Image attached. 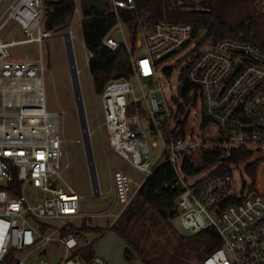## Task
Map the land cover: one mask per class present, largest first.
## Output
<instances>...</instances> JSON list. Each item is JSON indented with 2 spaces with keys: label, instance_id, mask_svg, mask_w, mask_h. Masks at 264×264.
Instances as JSON below:
<instances>
[{
  "label": "built area",
  "instance_id": "1",
  "mask_svg": "<svg viewBox=\"0 0 264 264\" xmlns=\"http://www.w3.org/2000/svg\"><path fill=\"white\" fill-rule=\"evenodd\" d=\"M105 1L116 23L103 44L115 50L124 43L133 74L106 83L103 124L111 149L143 171L144 178L136 183L124 170L113 171V202L104 210L83 211V197L62 175L61 112L50 110L46 101L42 46L53 33L44 25V1L11 0L0 11V78L10 80L4 87L9 97L0 110V264H109L91 251L90 243L81 242L86 232L81 226L109 217L117 203L121 209L113 222L119 220L143 182L164 162L172 163L182 188L177 219L191 234L213 228L221 237V245L203 264H264V192L251 191L241 173L237 178L240 170L234 164L232 173L218 176L209 175L214 166L193 175L183 168L186 155L209 145L264 153V50L232 38L201 41L194 24L184 21H140L133 33L122 10L133 9L135 0ZM175 2L181 10L209 9L194 0ZM75 4L74 18L81 14L79 0ZM253 6L264 20V0H253ZM12 21L22 28V38L14 33L4 37ZM69 33L72 42L74 34ZM31 43L38 45V57L14 53ZM83 45L89 63L93 53ZM172 69L177 82L168 80L174 77ZM178 83L184 84L181 95ZM188 100L198 102L194 112L204 121L205 138L195 133L180 139ZM151 139L156 140L153 147H159L157 141L164 147L157 162L152 161ZM78 141L86 149L85 140ZM93 189L96 197L105 195L98 175Z\"/></svg>",
  "mask_w": 264,
  "mask_h": 264
},
{
  "label": "trees",
  "instance_id": "2",
  "mask_svg": "<svg viewBox=\"0 0 264 264\" xmlns=\"http://www.w3.org/2000/svg\"><path fill=\"white\" fill-rule=\"evenodd\" d=\"M201 2L209 9L181 10L175 0H135V7L131 10H122V17L133 33L140 21L149 23L163 20L184 21L194 24L196 36L206 29L208 31L206 40L212 43L232 38L252 42L264 50V20L256 14L253 0H202ZM75 6V0L46 1L44 4L45 27L56 31L57 27L67 26V21L75 12ZM81 11L84 16L83 41L88 51L93 53L88 63L89 71L95 90L101 94L108 81L131 78L133 69L130 55L124 43L115 50L103 44V39L116 23V16L113 13L109 10L100 13L97 8L86 7L84 3ZM183 75L180 77L181 81H184ZM183 110L182 105L180 113ZM253 157L254 152L243 147L228 149L209 145L201 151L203 163L206 166L216 167L209 173L210 176L232 173L230 164L238 167L243 162L253 160L246 165L244 172L249 178L251 177L248 180L249 183L255 182L260 161V159L254 160ZM183 168L188 175L196 174L201 170L195 165L192 155L185 156ZM249 188L253 190L252 184ZM181 192L179 177L171 162L158 165L153 174L143 182L135 200L123 212L121 219L113 225V227L118 226V234L125 243L129 244L125 247L128 258L141 255L145 261L148 258L152 262L161 264L165 257L168 259L166 263L174 262V256H167L166 250L162 249V253L158 254V250L155 249L157 241H152V230L154 229L162 237L166 230L162 225H158L161 227L157 228L159 221L153 217L152 212L169 227L170 231L172 221L179 214L177 199ZM149 212L151 214H148ZM145 218H150V221L146 222ZM84 229L89 230V227ZM189 241L194 248L193 258L195 257L202 264L204 258L216 250L222 242L218 232L213 228L194 233ZM159 244L162 243L159 242ZM176 262L195 264L191 261L186 263L184 260Z\"/></svg>",
  "mask_w": 264,
  "mask_h": 264
},
{
  "label": "rangeland",
  "instance_id": "3",
  "mask_svg": "<svg viewBox=\"0 0 264 264\" xmlns=\"http://www.w3.org/2000/svg\"><path fill=\"white\" fill-rule=\"evenodd\" d=\"M11 0H0V11L4 9ZM44 4L46 1L54 0H43ZM198 4H202V0H194ZM85 0H79L80 6ZM200 2V3H199ZM202 7V6H201ZM203 9V8H202ZM84 19L82 11L80 16L74 15L67 21V26L57 27L56 31H52V37L45 39L42 46V55L46 64V74L44 79L45 92H46V101L47 106L50 110L60 111L61 112V132L62 137L65 139L63 144L64 156L62 159L63 167V178L65 181L73 187L82 197V205L84 212H92L97 210L106 209L114 199L113 193L109 192L110 189V178L111 173L117 169H122L128 173L136 183H140L144 178V172L140 169L133 166L128 160L124 159L117 153H115L109 146V142L105 133V126L103 124V108H102V95L95 90L93 78L89 71V65L86 56V48L83 45V31L80 24V18ZM74 18V19H73ZM12 22L8 24L5 29L6 34L10 31H15ZM73 32L74 38L72 41V48L74 56L76 59L77 68L79 70V79L80 86L83 96L84 109L86 112L87 122L89 133L92 143V151L94 158V165L96 173L98 175L100 186L105 192V195L96 197L93 194V183L90 172V167L87 159L86 149L83 147V142L78 141L83 140V132L81 127V122L79 118L78 105L75 97L74 86L71 76L70 60L68 55V50L66 47L64 33ZM126 34H129L128 30L125 31ZM18 34V33H17ZM20 34V33H19ZM113 36L117 39L123 40V35L120 33H113ZM14 53L19 56L29 55L31 57L39 56L38 45L35 43L19 46L15 49ZM171 71V70H170ZM169 72V74H171ZM174 77H168L170 82H177V70L172 69ZM181 81V80H180ZM10 84V80L0 78V110L4 99L9 97L8 93L4 92V87ZM178 83L177 91L179 88ZM183 90V89H182ZM182 90L178 92L179 95L182 94ZM165 92L167 95L171 93L169 88L166 86ZM198 102L195 100L191 101V110H189V115H186L188 106L184 114L186 115L183 120L182 128L180 129V139L192 135H199L203 137L206 133V129L202 127L204 121H201V116L199 113H195L196 106ZM186 118V119H185ZM201 127V128H200ZM185 132H184V129ZM182 131L184 132L183 134ZM205 137V136H204ZM204 140V139H201ZM201 140H196L201 141ZM155 139L150 140V145L152 146L155 143ZM159 147L152 146V161H159L161 154L163 152V145L160 141H157ZM193 161L195 165L201 169L200 173L207 172L213 166H206L201 158V150L196 149L192 151ZM254 160L260 159L258 162L257 169V178L252 184L253 190L257 192H264V153H254ZM164 159L161 160L163 162ZM253 160H248L241 163L237 168L236 177H239L241 173L243 180L247 181L251 179L249 176L244 173L246 171V165H249ZM70 162L69 165L67 163ZM134 190L138 189L137 184L133 186ZM252 188V187H251ZM137 197V193L134 196V199ZM121 209V205L117 203L114 208L111 210V215L107 218H92L90 219V224H84L81 227L88 228L83 237L82 243H90L91 251L97 255L104 257L109 264H160L152 262L147 258L145 261L141 255H135L132 258H128L125 254V247L129 244L118 234V226H110L114 220V214ZM148 214H151L150 212ZM153 214V217L156 218L159 222L157 223V228L162 225L165 227V235L162 237L156 233L153 229V234L151 235L152 241H157L156 248L158 254L162 253V249L166 250L167 256H174V262H168L167 258L164 257V262L161 264H181L176 261L184 260L186 263L193 262L195 264H202L198 262L194 255V248L190 245L191 234L185 227L182 225L181 221L177 218L172 221V229L169 231V227L159 218L156 214ZM123 215V213H122ZM121 215V217H122ZM120 217V219H121ZM119 219V220H120ZM146 222L150 221V218H145ZM118 220L113 222L115 225ZM102 229L101 231L90 229ZM118 228V230H117ZM85 230V229H84ZM173 230V231H172ZM179 237V238H178ZM166 241V242H165ZM163 246H161L162 244ZM133 248V247H132ZM134 252V250H133ZM174 254V255H173Z\"/></svg>",
  "mask_w": 264,
  "mask_h": 264
},
{
  "label": "water",
  "instance_id": "4",
  "mask_svg": "<svg viewBox=\"0 0 264 264\" xmlns=\"http://www.w3.org/2000/svg\"><path fill=\"white\" fill-rule=\"evenodd\" d=\"M86 7L90 8H97L100 13H105L107 12V3L105 0H85L84 2ZM208 31L206 29H203L200 33V40H204L207 37ZM65 37V42H66V47L68 50V55H69V60H70V68H71V76H72V81H73V86H74V92H75V97L78 105V111H79V118L81 122V127H82V132H83V139L86 142V153H87V159L90 167V172H91V177H92V183L93 187L97 186V174H96V169L94 165V158H93V149L91 145V137L89 133V128H88V122H87V117H86V112L84 109V104L82 102V91L79 83V77H78V71L76 67V60L72 48V42L69 41L67 38L69 37L70 33L66 32L63 34ZM184 88V84L181 83L178 88V92H180Z\"/></svg>",
  "mask_w": 264,
  "mask_h": 264
},
{
  "label": "crops",
  "instance_id": "5",
  "mask_svg": "<svg viewBox=\"0 0 264 264\" xmlns=\"http://www.w3.org/2000/svg\"><path fill=\"white\" fill-rule=\"evenodd\" d=\"M8 5V4H7ZM3 10V9H2ZM12 24H13V27L16 29L15 31H10L8 34L4 33V37L7 38L9 37V35L11 33H14L16 35V37L19 39V38H22L23 37V31H22V28L14 21H12ZM18 33V34H17ZM20 33V34H19ZM26 57H28L29 55H25Z\"/></svg>",
  "mask_w": 264,
  "mask_h": 264
},
{
  "label": "bare ground",
  "instance_id": "6",
  "mask_svg": "<svg viewBox=\"0 0 264 264\" xmlns=\"http://www.w3.org/2000/svg\"><path fill=\"white\" fill-rule=\"evenodd\" d=\"M189 110H191V103H190V100H188V110L186 111V115H189ZM185 115V116H186ZM186 119V118H185ZM184 129V132H185V129L186 128H183ZM183 131H182V133L181 134H183L184 133ZM200 136V135H199ZM204 136L206 137L207 136V134H204ZM201 137V138H205V137Z\"/></svg>",
  "mask_w": 264,
  "mask_h": 264
}]
</instances>
